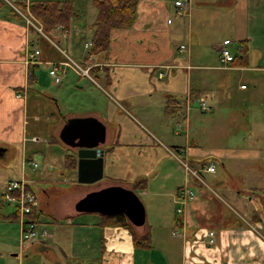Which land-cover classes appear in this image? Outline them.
Here are the masks:
<instances>
[{"label":"crops","instance_id":"0c3cea01","mask_svg":"<svg viewBox=\"0 0 264 264\" xmlns=\"http://www.w3.org/2000/svg\"><path fill=\"white\" fill-rule=\"evenodd\" d=\"M3 1L0 147L6 152L7 146L21 143L25 154L26 140L31 141L26 138L29 118H40L28 110L27 93L42 78L39 65L49 68L47 63L54 57L51 50L42 51L37 45L42 32L25 21L28 14L32 16L28 4L34 0H22L25 11L14 4L17 0ZM71 1L75 15L62 37L79 55L70 30L89 31L91 37L84 43L92 42L96 10L86 14ZM175 1L139 0L132 25L114 29L108 49L93 54L91 78L83 89L89 107L62 116L48 140L61 146L62 179H27L48 236L22 251L16 245L20 253L12 256L19 264L24 259V264H264L263 137L245 122L246 133L239 132L241 124L234 132L229 125L238 123L236 119L218 122L193 111L191 104L210 96L212 87H225L236 73L264 71V0H181L187 3L184 10ZM51 34L54 38L44 35L52 42L60 37ZM224 46L238 57L227 68L220 63ZM35 48L40 51L39 63L26 62L27 49ZM209 53H214L218 65L202 63ZM78 75L75 72L69 80L81 87L83 76ZM244 84L241 79L242 91L249 89L247 84L242 88ZM52 99L57 107L58 99ZM87 119L105 130L104 142L98 145L104 150L102 177L91 184L77 181L76 148L59 138L68 122L83 124ZM68 155L75 160L74 169L68 168ZM210 165L215 171L207 169ZM37 182L39 189L33 188ZM136 184L143 187L134 190ZM113 185L138 195L145 211L143 225H104L103 214L76 209L88 193ZM184 187L196 193L187 203L180 202ZM5 218L17 223L18 241L16 212ZM211 231L215 232L212 245ZM146 234L147 244L135 243ZM38 251L44 258L31 261Z\"/></svg>","mask_w":264,"mask_h":264},{"label":"rangeland","instance_id":"374dc122","mask_svg":"<svg viewBox=\"0 0 264 264\" xmlns=\"http://www.w3.org/2000/svg\"><path fill=\"white\" fill-rule=\"evenodd\" d=\"M10 1L13 2V0ZM75 7L81 9V12L86 14L89 12V9L90 12L93 9L96 10L91 0H75ZM27 16L32 19L30 14ZM81 20H84V18ZM75 23L77 25L82 24L80 20H75ZM60 30V25L56 26L53 30L55 37L60 36L53 41L55 44L45 37V35L52 38H54V36L52 34L48 36V34L42 31L43 36L39 37L40 40L37 41L39 48H41L42 51L51 50L54 57L52 62L68 61V58L64 54L65 52L70 57L77 59V63L82 62L83 59L80 61L79 55L82 53L84 54V42L91 37V33H89V31L75 33V31L70 30V35L72 37L71 43H74V47L77 48L79 52V55H76L69 46L70 42L66 41V43L64 41L62 31ZM62 50L65 52L63 53ZM85 50L88 51L89 48H85ZM217 61L218 59L215 60L214 53H209L206 61L202 63H206L207 65H218ZM37 69L42 72V78L31 86L27 93L28 110L38 113L40 117L39 120L29 118L26 138L30 137L32 142L26 140L25 154L22 152L21 143L7 146L9 149L6 152H0V264H19L18 258L12 255L20 253L17 249V223L11 222L12 220H10V218H5L12 216L16 212V207L13 204L7 203L2 199L5 183H7L8 180H21L22 178L30 180H61V156L59 154L62 151L58 149V147L60 148L61 146L59 145L57 147V145H53L48 141L49 137L54 134L52 126L58 121H62V116L67 113H81L84 109L89 107V96L83 90L86 89L84 82L88 79L87 77H81L80 87V85L74 84L72 80H69L75 73L70 67H65L66 74L62 77V82L60 83H55L53 81V78L47 72L49 68H47L46 65L41 64ZM231 79L232 81L230 79L227 80L228 84L224 83L225 87H218L219 90L217 87H212L210 96L204 98L207 105L211 106V110L203 112L200 99L196 98V100L191 103L192 108H196L193 109V111H196L198 114H208L207 117L216 118L218 122L228 118L236 119L238 123L229 125L234 132L238 130L239 124H241L240 127L242 128H239V132L246 133L247 131L242 125V122H245L250 131L260 134L263 137L261 143L264 145V71L255 70V68H253L250 72H245V74L236 73L235 76H231ZM241 79L249 86L248 90H241L239 85ZM214 91L218 92V96H211ZM52 97L58 99L59 104L57 107ZM173 126L180 130L175 124ZM34 137H37L39 140L33 141L32 138ZM34 164H36V167H34ZM34 187L35 189H39L41 186L37 182L33 183V188ZM1 201L3 202L2 204ZM45 224L46 223H44V227L48 231L47 224ZM27 246L28 244L25 245V247ZM43 258L44 255L38 251L37 254L33 253L31 255L30 260L40 262ZM25 261L27 260H22L21 264H24Z\"/></svg>","mask_w":264,"mask_h":264},{"label":"water","instance_id":"95a60500","mask_svg":"<svg viewBox=\"0 0 264 264\" xmlns=\"http://www.w3.org/2000/svg\"><path fill=\"white\" fill-rule=\"evenodd\" d=\"M70 121L62 127L59 138L76 148V171L79 183H95L102 177V157L104 150L98 147L104 142V126L96 120L87 119L83 124ZM85 126L83 129L81 127ZM78 138V141L75 139ZM79 211L98 212L103 215L122 213L136 226L145 221L144 206L138 195L122 185H113L88 193L77 204Z\"/></svg>","mask_w":264,"mask_h":264},{"label":"trees","instance_id":"16d2710c","mask_svg":"<svg viewBox=\"0 0 264 264\" xmlns=\"http://www.w3.org/2000/svg\"><path fill=\"white\" fill-rule=\"evenodd\" d=\"M91 2L96 8V15L93 21L92 47L88 50L87 56L105 52L109 47L111 32L114 29L126 28L132 25L139 0H91ZM4 4L5 2L0 0V8ZM14 4L20 9L26 10V4L22 0H17ZM28 11L41 23L42 31L48 35L58 25L61 26L60 31L67 32L75 15V9L71 0L30 1ZM237 58L235 55V60L232 63H236ZM66 162L69 169L75 168V160L71 155L66 156ZM140 187H143V185L139 186L136 184L134 190ZM30 217L36 222L39 221L37 211H34ZM102 217L104 225L127 227L130 224L122 213L102 215ZM148 239L149 234H146L141 240H136L135 243L138 245L147 244Z\"/></svg>","mask_w":264,"mask_h":264},{"label":"built area","instance_id":"2783aa9c","mask_svg":"<svg viewBox=\"0 0 264 264\" xmlns=\"http://www.w3.org/2000/svg\"><path fill=\"white\" fill-rule=\"evenodd\" d=\"M175 6L180 8L181 10L186 9L187 3L181 0L175 1ZM32 17V16H31ZM25 21L27 25H34L37 31L42 32V25L34 23L37 22L36 20L25 17ZM38 23V22H37ZM65 33V32H64ZM84 47L86 49L92 47V42L85 43ZM185 50V46L181 47V51ZM64 53V51H62ZM40 51L38 48L29 50L27 49L26 52V62L29 63H39L38 56ZM65 54V53H64ZM65 56L68 58V61H59V62H52L47 63L49 65L48 73L53 78L55 83H60L62 77L65 75V67L72 68L77 74L80 76L90 77V69H91V62L93 61V55L87 56V52L85 55V59L77 63L74 60L70 59L66 54ZM235 60V54L233 50L229 46H224L221 50L220 55V63L221 66L227 68L233 61ZM242 88H246V85H242ZM201 109L203 111L211 110V107L207 105L206 101L201 99L200 100ZM188 108V106H187ZM33 141H38L37 137L32 138ZM36 167V164H34ZM209 171H215V165H210L207 168ZM184 187L180 190V202L187 203L188 200L192 199L196 193ZM3 201L7 203H11L16 207V214H17V222L19 225V237H18V248L20 251L23 250L26 244H32L34 242H42L48 236V231L45 229L44 224L40 221L36 222L34 219L30 217V215L37 211L38 201L37 198L31 189L29 182L27 179L22 178L21 180H9L4 187V191L2 194ZM183 208L179 207L178 212H182ZM174 235H178L177 230L173 232ZM209 236V244L212 245L215 243V232L211 231L208 234Z\"/></svg>","mask_w":264,"mask_h":264},{"label":"flooded vegetation","instance_id":"af4514ba","mask_svg":"<svg viewBox=\"0 0 264 264\" xmlns=\"http://www.w3.org/2000/svg\"><path fill=\"white\" fill-rule=\"evenodd\" d=\"M78 126H79V125H78L77 123H74V124H73V128H77V129H78ZM3 149H4V148H1V147H0V152H1Z\"/></svg>","mask_w":264,"mask_h":264}]
</instances>
